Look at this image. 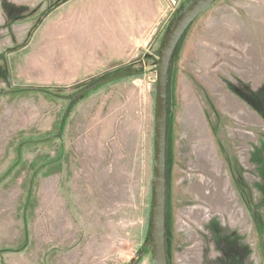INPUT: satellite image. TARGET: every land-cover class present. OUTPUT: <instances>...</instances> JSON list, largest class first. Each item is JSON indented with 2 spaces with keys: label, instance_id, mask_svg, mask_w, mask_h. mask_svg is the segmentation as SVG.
<instances>
[{
  "label": "rangeland",
  "instance_id": "rangeland-1",
  "mask_svg": "<svg viewBox=\"0 0 264 264\" xmlns=\"http://www.w3.org/2000/svg\"><path fill=\"white\" fill-rule=\"evenodd\" d=\"M192 1L0 0V264H153L157 64ZM263 4L216 1L172 56L169 264H264ZM43 26L52 81L23 61Z\"/></svg>",
  "mask_w": 264,
  "mask_h": 264
},
{
  "label": "water",
  "instance_id": "water-1",
  "mask_svg": "<svg viewBox=\"0 0 264 264\" xmlns=\"http://www.w3.org/2000/svg\"><path fill=\"white\" fill-rule=\"evenodd\" d=\"M217 0H194L167 31L157 64L154 178L151 215L153 264H168L166 252L167 83L174 51L192 22ZM264 228L261 236L263 250Z\"/></svg>",
  "mask_w": 264,
  "mask_h": 264
},
{
  "label": "crops",
  "instance_id": "crops-1",
  "mask_svg": "<svg viewBox=\"0 0 264 264\" xmlns=\"http://www.w3.org/2000/svg\"><path fill=\"white\" fill-rule=\"evenodd\" d=\"M261 7V8H260ZM258 11V12H257ZM250 13H252V17L255 16L254 18L257 19V22H261L263 19L264 20V4L258 7V10H256V12L250 10ZM261 18V19H258ZM92 25L94 21H91ZM44 27V26H43ZM80 33V32H78ZM51 34L48 31L47 28H42L40 30V35L38 37V41L37 43L40 44L37 45V47L35 49H31L28 51V53L26 55H24L23 57V61L25 66L27 67V69L30 70V74L36 78L37 81L39 80H43V81H52L54 79H52L53 76L58 75V71L60 70L59 74H62V70L60 68V64L62 62L61 60V56L62 54H65V48H62L59 46H57V49L51 48L49 45H47L51 38H50ZM74 38H77V34H74ZM47 46H45V45ZM55 51L54 55V59H52L54 62L52 63L51 60V54L52 52ZM36 56V57H35ZM34 57L38 60H34ZM58 59V60H57ZM56 69L57 72H56ZM19 75V74H18Z\"/></svg>",
  "mask_w": 264,
  "mask_h": 264
},
{
  "label": "trees",
  "instance_id": "trees-1",
  "mask_svg": "<svg viewBox=\"0 0 264 264\" xmlns=\"http://www.w3.org/2000/svg\"><path fill=\"white\" fill-rule=\"evenodd\" d=\"M217 1H218V0H217ZM213 4H214V3H213ZM204 12H205V11H204ZM204 12H203V13H204ZM203 13H201V14H200V15H199V16H198V17L192 22V24H193V23H194V22H195V21H196V20H197L202 14H203ZM192 24H191V25H192ZM191 25H190V26H191ZM190 26H189V27H190ZM167 111H168V108H167ZM165 234H166V233H165ZM166 252H167V249H166ZM262 253H263V255H264V243H263V250H262ZM167 260H168V257H167ZM168 264H169V260H168Z\"/></svg>",
  "mask_w": 264,
  "mask_h": 264
}]
</instances>
